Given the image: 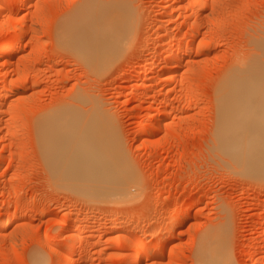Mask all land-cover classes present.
<instances>
[{
    "label": "rangeland",
    "instance_id": "rangeland-1",
    "mask_svg": "<svg viewBox=\"0 0 264 264\" xmlns=\"http://www.w3.org/2000/svg\"><path fill=\"white\" fill-rule=\"evenodd\" d=\"M90 2L94 1L31 0L29 6H14L11 16H0V45L15 40L16 22L24 19L30 26L18 51L0 55L12 63L0 89L25 82L29 85L27 90L9 91L13 95L0 107L5 110L0 130L4 137L0 138V220L15 215L10 225L0 226V264H40L32 258L35 251L44 255L41 264H63L68 258L75 264H115L118 251L135 248L124 247L131 237L112 230V221L164 249L145 253L139 264H197L203 239L207 242L204 236L214 231L216 237L226 231L218 247L229 253L231 264L257 260L264 264V242L251 246L254 236L264 235V178L257 176L260 181L242 175L235 164L224 162L229 158L210 146L216 142L217 81L236 57L247 56L252 49L250 40L264 30V0H208V7L194 17L190 16L193 4L189 0H97L96 6L104 2L105 6L128 8L130 4L136 16L129 44L105 65H92L58 40V26L65 16ZM164 32L165 38L161 36ZM176 36L182 42L176 47L179 51L188 40L194 43L178 58V80L166 81L171 72L169 61L160 58L173 48ZM199 43L206 45L202 53L196 50ZM151 61L154 69L149 74L144 68ZM150 76L155 79L143 91L139 83ZM79 91L89 101L83 102V107L95 102L114 118L138 175L135 200L87 201L58 179L61 173L56 170H64L65 163L59 158L61 167L53 168L45 158L37 118L59 104H76L74 95ZM147 110L153 114L149 123L160 125V129L149 132L148 142L141 143L139 129ZM165 110L179 113L171 112L165 119L161 115ZM7 125H13L14 130L9 131ZM177 208V223H168ZM63 220L68 223L67 230L62 229ZM82 221L85 227L76 228ZM157 229L164 230L162 235L152 237ZM48 231H54L55 236L60 233L58 253L51 252L46 242ZM80 234L85 235L83 239Z\"/></svg>",
    "mask_w": 264,
    "mask_h": 264
},
{
    "label": "bare ground",
    "instance_id": "bare-ground-1",
    "mask_svg": "<svg viewBox=\"0 0 264 264\" xmlns=\"http://www.w3.org/2000/svg\"><path fill=\"white\" fill-rule=\"evenodd\" d=\"M93 1L97 2V0H93ZM191 1L192 0H189V2ZM30 2L31 0H0V16L1 15L3 16L5 14H9L11 16V14L13 13V12L11 13V11L15 9V8L13 9L14 6L16 7L17 5L18 7L19 6L18 4H20L23 7H25V6H29ZM94 2H90L84 5L83 7L78 8V10L76 9L75 11H73V13L71 12L67 17L65 16V19H63L61 24H59L58 26L59 35L58 34L57 35L59 36V38L58 37L57 38L58 40H60V43L62 42L63 44L68 45L67 48H70L74 53H76L78 56H81L83 59H85L87 62L91 63L92 65H94L95 62H96L95 64L97 63L100 64L102 62V64L105 65V63L107 64L116 57H118L121 51L125 48L126 44L132 38L135 29L136 16L134 15V10L132 9V6L130 4L129 6H127L128 8H125L122 6L117 7L114 5L105 6L106 4L103 2L104 4L103 3L100 4L104 6L100 5L101 6L100 7L99 4L98 6H96L97 4L96 2L95 3ZM191 3L193 4L191 6L193 9L190 16L194 17L197 16L196 14L199 11L205 9L209 2L208 0H194ZM24 21L25 20L23 19L19 22H16L15 30H14L16 35L15 40L13 39L14 41L8 43L5 42L6 44L5 43L3 44L2 42V44L0 45V55H3L4 53H8L9 51L16 52L18 51L17 49H20V47H22L20 46L22 44V43L20 44V41L24 36V33L27 32L28 30L27 26H29L27 25L28 23L26 24V22ZM212 22H214V20H212L211 23ZM153 25H155V23ZM157 27H159V25H157ZM160 27H162L161 24ZM38 30L39 33L40 29ZM161 36L162 37L166 36L165 32L164 34L162 33ZM194 36L196 37L195 34ZM174 38L177 39V36ZM250 41L252 42V43L250 42L251 43L250 45H252V47L251 46L250 47L252 49L251 48H250L251 50L248 49L250 52H247L248 53L246 54L247 56L245 55H244L245 57L240 56V58L236 57V59L237 58L238 59L235 62L233 61L234 63L228 69L223 71L224 73L222 74L221 77L219 76L220 77L219 81H217L218 84L216 90L218 93L217 98L219 104L218 106L219 112H218L217 123L215 126L216 128L214 130L216 142L214 141L215 143H213L210 146L211 147L214 146L213 149L218 150L224 156L229 158L231 162L226 161L225 159L224 162L226 163L229 162V164L232 163L231 165L235 164L236 166L235 165L234 166L237 167L236 168L237 170L235 169L236 171L242 172V175L244 174L251 177L253 176L255 179L258 178L260 180L261 178L260 176H263L264 178V30H262V33L260 32L258 35L256 34V36L252 38V40ZM181 43H182L181 40L177 39L173 48H171L170 50H166L164 56L160 58L161 59L160 61H165V60L166 62L169 61V68L171 72L165 78L166 81L178 80L176 73L177 69L179 70V63H180L178 58L179 56L181 57L182 51L187 50L193 46L194 41L193 39L188 40L182 46L181 51H179V49H177L176 47H178ZM205 46L206 45L199 43L196 49L197 52L199 53L201 51L203 52ZM2 58L4 57L2 56ZM11 64H12L11 60L6 58H4L3 61L1 62L0 84L4 86H5V82L7 81V75H9L10 70H12L10 68ZM152 64L154 66V63H152V61L148 62L144 68V72L150 74V72L154 69ZM19 69H21V67ZM18 75H19V71H18ZM22 75H24V73ZM153 76L147 78L145 77V79L139 83V87L143 91L147 90V86H149V84L151 85L152 80L155 79L153 78ZM180 77L183 78V76ZM25 84L22 85L17 84L18 85L17 87L13 86L12 88L6 86L10 90H7V88L2 86L3 88L1 87L2 89H0V107L2 108L6 99H8L10 95L11 96L13 95L12 93L10 94V92L13 91L14 93V90L15 91L21 89L24 90V88H26L27 90L26 86L29 87V85L27 84L25 85ZM79 92L80 93L74 95V97L76 96L77 100L80 101L81 103L76 101L75 102L76 104H72V105L59 104L54 108L50 107L52 109L48 111H46L47 109L46 108L45 109L46 112L40 114V116L37 118L36 129L41 140V147L43 154L45 155V158L48 160V163H50L53 166V168L61 167L62 164L59 158L62 160V162L65 163L64 170L63 169L56 170L57 172L61 173V175L58 176V173L56 172L58 179L61 180L62 182H65V185L69 186L70 189L72 188V190H76L78 194L83 196V198L84 197L87 198V201L88 200L97 201L99 199L100 201L98 202H101V200L102 202H104L105 200H106L105 202H107L108 200H110L109 202L111 201L127 202L128 200H133V199L135 200L136 197L135 195L137 194H134L133 192H135V187L137 186L136 184L138 182V177H137L138 175L135 169L132 167L133 165L130 163L131 160L127 154L128 152H126L127 150H125L126 148H124L123 146L124 144L121 140V136L118 134L119 132H117L118 129H116V125L113 122L114 118L112 120V116L108 113V111L102 108L103 107L102 105L99 106L95 102L94 104H92L93 101H96L95 99L92 101V103L90 102L92 104V106L90 105L91 107L89 108H85V106L83 107L82 103L89 101L87 100L86 96L83 95L84 93L81 94V91ZM8 105L7 107H9ZM20 111H22V113L24 112V110H20ZM40 111L42 112V110ZM177 111L178 110H175V112L171 111L172 112L171 113L170 110L169 111L165 110L161 113V115L166 119L165 116H168L170 113L171 115H176ZM9 112L14 113V111H9ZM4 113H5L4 109L0 111V130H1L2 121L4 120ZM17 115L18 114H16V116ZM151 118H153V114L147 110L146 114L143 117V124L141 123L142 126L139 129L141 134V140H140L141 143L148 142L146 135L149 132H155L156 130L160 129L159 127L160 125L155 123L153 124L149 123L151 122L150 121ZM17 120L14 122H17ZM12 126L13 125H7L8 130L11 132L12 130H14ZM0 138L1 140L4 139L2 135H0ZM220 153H218L219 157L221 156ZM55 164L58 167L55 166ZM257 176H259L260 178ZM177 214H178V208L170 213L169 216L170 219L168 223L175 225V223H177L176 220L178 218ZM14 218L15 215L14 216L9 215L1 218L0 226L3 225L2 227H4L10 225L13 222ZM180 219L178 221H182ZM184 221L185 220H183V222ZM66 223L67 222H65L64 220L62 221V229L64 230L67 228ZM85 224L86 223L82 221L79 222L78 225L75 224L74 226L77 225L76 228L82 230L85 227ZM110 225L112 230H116V229L121 230L125 235L126 234L130 235L131 240L128 239L129 238L128 236L127 239L129 241L125 242L124 247L135 248V250H133L134 252L118 251L117 253H119L120 257L117 263L115 264H139L142 261L145 253H149L151 255L152 253H155L157 251L158 253L164 251V249L162 248L159 249L158 248L159 246L157 247L156 245L149 243L148 241L143 239L140 235L132 234L131 233L132 231L129 230L126 227V225L124 227L118 226L119 224L117 225V222L115 223L113 221ZM73 231L71 233H74ZM163 231L164 230H162V232L160 230L158 231V229L154 230L151 236L152 237L158 236L161 233H163ZM53 232L51 233L48 231L46 233L45 238L47 241L46 240L45 241L46 242L49 241L50 243L49 247L51 252L56 253L59 250L58 247H60L59 246L60 233L59 235L57 234V236H55L56 233ZM214 232H212V234L209 233V237L208 234L204 236L205 238H207L206 239L207 242H204L203 239L202 242L204 243V246H202V248H200L198 252L197 264H231L232 263V261H230L232 258L229 259L228 257H230V255H227L229 253H225L227 252L225 249L223 250L221 249V247H218L220 245L218 243H221L220 241H222L220 240L218 242V240L220 238L224 239L222 235H224L226 231H223L222 232L223 234L219 233L220 231L217 232L219 233L218 234L219 238L216 237L217 234L214 235ZM78 236L79 238L83 239L82 237H84L85 235L80 234ZM86 236L91 237L92 234L91 235L88 234ZM225 236L227 235L225 234ZM259 240H262L264 242V235L262 237L254 236L252 238L251 246L257 247ZM224 242L226 241H223V243ZM221 246L224 247V244H222ZM33 253H35V255L34 256L32 255L33 256L32 258H34L35 262L40 264L43 263L44 255L43 256L38 255L39 252L37 254L36 251ZM258 257H261V254ZM257 261L256 263H252V264H259V262ZM63 264H75V263L71 258H68L67 261H65Z\"/></svg>",
    "mask_w": 264,
    "mask_h": 264
}]
</instances>
